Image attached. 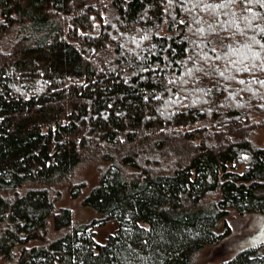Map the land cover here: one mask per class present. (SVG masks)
<instances>
[{"label":"trees","instance_id":"trees-1","mask_svg":"<svg viewBox=\"0 0 264 264\" xmlns=\"http://www.w3.org/2000/svg\"><path fill=\"white\" fill-rule=\"evenodd\" d=\"M250 107L264 112V0H0V260L191 264L231 212L264 215ZM171 146L165 170L138 162ZM103 150L139 171L104 172L83 200L102 217L17 253L71 225L48 186ZM218 264H264V242Z\"/></svg>","mask_w":264,"mask_h":264},{"label":"rangeland","instance_id":"rangeland-1","mask_svg":"<svg viewBox=\"0 0 264 264\" xmlns=\"http://www.w3.org/2000/svg\"><path fill=\"white\" fill-rule=\"evenodd\" d=\"M112 15L113 10L106 16L111 17ZM95 29H97L96 32L99 31V24ZM215 47H218L217 43ZM248 110L250 123L247 125L245 135L255 146H262L264 144V112H258L255 108L251 107ZM179 142L175 141L174 143ZM178 148L180 149V147ZM145 149L142 148L137 155L138 162L142 167L159 172L171 166L170 162L175 155L173 146L163 150H157L155 148ZM182 151H185V149H182ZM103 152L104 150L102 152H94L91 156L84 158L67 178L48 186L50 195L55 202L56 212L63 209L71 210L73 217L71 225L56 229L51 219L49 221L46 239L31 240L25 246H18L17 253L24 247L47 244L52 239L61 236L79 224L91 223L92 220L102 217L95 209L85 205L83 200L99 184L104 172L111 165L119 166L127 175L139 171L137 168L122 163L120 157L113 161L105 159L102 154ZM31 187H33L32 184H26L18 188V191L24 193ZM212 196L216 197V193ZM227 225L231 230V234L226 240L217 246L206 247L198 251L193 257L191 264H218L235 256L240 251L264 242V215L248 214L240 216L236 212H231L227 217ZM93 228L96 231L97 239L99 241H105L116 230L117 225L114 222H107L103 225H96ZM5 262L6 260H0V264H4Z\"/></svg>","mask_w":264,"mask_h":264}]
</instances>
